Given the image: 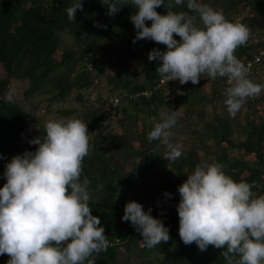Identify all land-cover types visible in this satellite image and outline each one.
<instances>
[{
	"label": "trees",
	"instance_id": "16d2710c",
	"mask_svg": "<svg viewBox=\"0 0 264 264\" xmlns=\"http://www.w3.org/2000/svg\"><path fill=\"white\" fill-rule=\"evenodd\" d=\"M186 2L178 6L174 0H165V5L171 4L169 10L174 12L188 11ZM199 2L251 29L247 44L235 52L244 64L263 48L264 0ZM73 3L0 0V187L6 183V164L17 154L36 150L38 146L30 141L44 137L48 120L82 119L91 147L83 161L81 182L84 177L90 181L89 206L110 243L107 251L93 254L96 264H226L220 255L223 249L209 246L202 252L195 243L185 245L179 236L177 208L152 201L167 190L178 191L201 162L221 163L234 181L252 184L260 194L264 190V120L250 112L260 110L264 91L247 100L243 117L239 112L232 117L225 105L229 87L225 77H203L196 85L161 82L156 73L161 61H149L148 54L154 49L166 51V45L147 39L133 43L137 30L130 16L137 9L131 0H122L114 15L108 14L101 0H82L83 10H77L75 22L69 21L66 12ZM156 11L167 14L163 6ZM197 24L201 25L198 15ZM174 38L180 40L175 34ZM263 77L264 54L251 65L248 78L264 84ZM18 82L22 87L15 94L10 83ZM166 89L171 97H166ZM9 91L13 103L5 99ZM114 96L119 97L118 105L107 108ZM219 100L221 111L214 105ZM208 104L210 114L205 111ZM176 109L182 114L173 132L179 130L183 116L187 120L180 131L190 130L194 139L180 143L182 156L168 161L162 141L147 137L160 122L161 111ZM237 130L240 142L231 140ZM208 142L217 145L211 158L204 150ZM232 149L237 152L231 153ZM247 156H252L253 164ZM130 201L142 204L145 212L151 209L150 215L162 220L169 228L168 242L151 248L143 243L131 222L122 220ZM8 259L7 254L0 255V264Z\"/></svg>",
	"mask_w": 264,
	"mask_h": 264
},
{
	"label": "clouds",
	"instance_id": "9594fccd",
	"mask_svg": "<svg viewBox=\"0 0 264 264\" xmlns=\"http://www.w3.org/2000/svg\"><path fill=\"white\" fill-rule=\"evenodd\" d=\"M121 2L101 0L109 15L120 10ZM174 3L183 6L185 0ZM131 5L137 9L130 16L137 30L133 43L147 39L166 45V51L148 54L149 61H161L156 73L162 80L196 85L203 77H226L225 105L232 117L264 91V84L249 79V67L235 55L251 36L246 24L228 21L222 11L199 0H187L188 11L181 12L169 10L172 5L165 0H131ZM161 6L166 15L156 11ZM77 10H83L82 0L67 7L69 21L75 22ZM190 13L198 15L200 26ZM5 99L13 103V93ZM178 117L179 111H161L147 137L166 145L163 157L168 161L182 156L183 146L170 139ZM89 135L82 119L48 120L44 137L30 141L36 150L17 154L6 164V183L0 187V255H8L7 264H96L93 254L107 251L105 229L89 206L90 181L84 177L81 182ZM178 192L179 236L185 245L195 243L202 252L209 246L223 249L226 264H264V194L254 192L252 184L234 181L219 162L198 164ZM164 195L171 198V193ZM150 212L130 201L122 217L149 248L170 240L169 228Z\"/></svg>",
	"mask_w": 264,
	"mask_h": 264
},
{
	"label": "rangeland",
	"instance_id": "374dc122",
	"mask_svg": "<svg viewBox=\"0 0 264 264\" xmlns=\"http://www.w3.org/2000/svg\"><path fill=\"white\" fill-rule=\"evenodd\" d=\"M263 80H264V77H263ZM263 80H262V82H263ZM10 85H11L10 89L13 92H15V94H19V92H20L19 89L22 87L21 83H19V82L17 84L10 83ZM207 93L209 94L208 91H207ZM165 95H166V97H171L172 96L171 90L166 89ZM201 104H202V102H200V105ZM214 105H215V107H217V111H221V108L223 107V105L221 104L220 100L217 101ZM175 111H179V114H182V110L181 109H176ZM205 111L208 114H210V112L212 111V105L208 104L205 107ZM239 113H240L239 117H243V115H245V113H247V109L245 107H242V109L239 111ZM250 116L255 117L257 120H259V118L261 116L262 119L264 120V103H263L262 106H260V110H257L256 113L255 112H252V113L250 112ZM186 120L187 119L182 116L181 118H179V122H178L179 130L177 132H175V133L173 132V129L170 130L171 131V137L170 138H171L172 142L175 141L176 143L180 144V143H183V142L186 143L191 138L194 139L193 135L190 134L191 133L190 130L186 129L187 131L184 134H182V132L180 131V129H182L183 126L186 124ZM237 131H238V133H235V134H233V136H231V140L240 142L242 140V136H241L240 131L239 130H237ZM205 147H207V148H204V150L208 151L207 152V157L211 158V153L216 150L217 145L213 144L212 142H208V144ZM185 148H190V146H185ZM230 152L231 153H235V152H237V150L236 149H232V150H230ZM247 157L249 158L250 163L253 164L254 163V159L252 158V156H247Z\"/></svg>",
	"mask_w": 264,
	"mask_h": 264
},
{
	"label": "built area",
	"instance_id": "2783aa9c",
	"mask_svg": "<svg viewBox=\"0 0 264 264\" xmlns=\"http://www.w3.org/2000/svg\"><path fill=\"white\" fill-rule=\"evenodd\" d=\"M262 40H264V35L262 36ZM264 54V46L263 48H261L259 50V53H257L253 59H250L248 61L245 62V65L249 67L250 71H251V65L253 64L254 61H257L259 60L260 58V55ZM249 71V72H250ZM163 80H161L162 82ZM225 83L228 84L227 82V78L225 77ZM229 85V84H228ZM118 102H119V97L118 96H114L112 99H111V102L110 104H108V107L107 108H112V107H115L118 105ZM167 192V193H171V198H168L164 195V193ZM161 194L160 197L154 199L152 201V203H156V202H163L167 207H170V208H177L178 206V203H179V200H180V195H179V192L178 191H173V190H167ZM260 194H264V190L261 191Z\"/></svg>",
	"mask_w": 264,
	"mask_h": 264
}]
</instances>
